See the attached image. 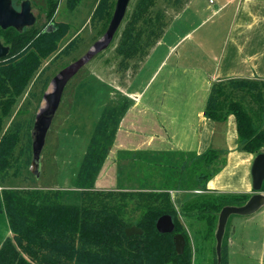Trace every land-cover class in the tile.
I'll list each match as a JSON object with an SVG mask.
<instances>
[{
	"label": "trees",
	"instance_id": "trees-1",
	"mask_svg": "<svg viewBox=\"0 0 264 264\" xmlns=\"http://www.w3.org/2000/svg\"><path fill=\"white\" fill-rule=\"evenodd\" d=\"M79 1L69 0L72 6ZM162 1H130L115 36L117 71L138 72L166 33L172 16ZM165 1L180 8L187 0ZM46 2L47 16L52 20L60 0ZM115 4L114 0H100L92 21L107 20L113 15ZM68 31L69 25L63 22L51 29L36 23L23 31L0 28V37L10 46L9 56L0 58L1 178L14 167L13 157L22 136L19 125L9 126L2 133L4 119L43 59L58 50ZM128 104L125 101L113 106L107 120L101 118L97 124L77 175V185L84 188L81 202L47 199L38 191H0V212L6 213L12 233L0 242V264H193L190 236L180 220L171 190H208L224 152L209 149L201 154L173 153L174 163L169 162L170 154H161L162 159L156 160L155 156L136 153L135 163L141 174L146 173L139 189L97 190L96 179ZM205 114L214 121L234 115L242 148L257 155L264 146V80L233 78L214 83ZM249 197L200 193L188 201L183 213L201 223L195 231L197 240H202L201 247L207 248V241L215 237L221 209L242 205ZM164 214L172 215L174 232L157 229V221ZM131 226L141 228L143 233L128 236L126 228ZM176 233L186 239L181 254L174 243ZM226 237L222 244L223 262Z\"/></svg>",
	"mask_w": 264,
	"mask_h": 264
},
{
	"label": "crops",
	"instance_id": "crops-1",
	"mask_svg": "<svg viewBox=\"0 0 264 264\" xmlns=\"http://www.w3.org/2000/svg\"><path fill=\"white\" fill-rule=\"evenodd\" d=\"M149 64L147 79L137 87L135 80L144 78ZM130 77L124 92L129 104L95 186L120 188L124 152L160 157L222 151L223 161L208 190H171L185 230L191 239L197 237L201 223L183 213L195 195L255 192L251 170L256 155L242 148L234 115L214 121L205 110L214 83L233 78L264 80V0H187L172 14L166 33L143 67ZM256 213L264 224V207ZM233 244L229 232L226 264H232ZM192 248L195 264L196 247L192 244Z\"/></svg>",
	"mask_w": 264,
	"mask_h": 264
},
{
	"label": "rangeland",
	"instance_id": "rangeland-1",
	"mask_svg": "<svg viewBox=\"0 0 264 264\" xmlns=\"http://www.w3.org/2000/svg\"><path fill=\"white\" fill-rule=\"evenodd\" d=\"M22 1L13 0L14 6L20 9ZM99 1L80 0L72 6L69 0H60L58 10L50 20L47 16L46 0H31L33 12L37 17L36 24L51 28L63 22L69 25V31L61 40L58 50L43 59L42 65L22 95L18 97L11 113L4 119L2 133L9 126L19 125L22 136L13 157L14 167L8 170V175L0 177V191L30 190L41 192L48 196L47 199L65 203L76 204L82 201L84 188L79 187L76 180L92 135L100 119L107 120L108 111L113 106L127 101L124 92L131 80L130 76L133 75L131 71L121 73L116 70L117 58L114 53L116 34L110 44L95 53L65 86L42 152L39 178L32 173L31 133L36 115L43 104L44 94L50 89L52 79L60 70L83 57L105 34L112 16L107 20L92 21ZM116 1L114 0V4ZM206 1L208 3V0ZM162 5L170 16L179 7L165 0L162 1ZM0 38L5 42L2 37ZM71 43L73 45L66 51V47ZM150 71L149 64L143 71L144 78L135 80L137 87L147 79ZM108 155L109 152L107 157ZM170 155L169 162L174 163L176 160L172 154ZM155 158L162 159L159 156ZM134 162V157L129 153H121L119 185L123 189H139L140 179L146 176V173H140L139 165L134 166ZM95 189L102 190L96 186ZM258 216L259 213L230 217L226 235L230 232L234 240L232 264H264V224L262 218ZM11 235L6 213L0 212V242ZM195 238V236L190 238L191 248L192 244L196 247L195 264H217L214 251L215 237H212L211 242L207 241V248L201 247L200 238L198 240ZM222 262L221 264H226V256Z\"/></svg>",
	"mask_w": 264,
	"mask_h": 264
},
{
	"label": "water",
	"instance_id": "water-1",
	"mask_svg": "<svg viewBox=\"0 0 264 264\" xmlns=\"http://www.w3.org/2000/svg\"><path fill=\"white\" fill-rule=\"evenodd\" d=\"M130 1L131 0L116 1L112 18L103 37L95 42L83 57L60 70L52 79L50 89L45 92L43 104L36 115L35 123L32 128V173L36 178L41 176L42 152L48 132L61 103L65 86L95 53L105 49L110 44L126 15ZM36 21L37 17L33 12L31 0H23L20 9L14 6L13 0H0L1 29L15 27L23 31L26 27L33 26ZM9 54L10 46L5 44L0 38V58H5L9 56ZM251 173L255 192L244 204L226 205L219 213L215 232L217 264H221L222 261V244L230 217L232 215H252L264 207V191L262 190L264 183V146L254 158ZM175 228L176 225L172 215L164 214L159 217L157 229L160 232L171 233L175 231ZM142 233L143 230L137 226L126 228V234L128 236ZM174 243L179 254L185 251L186 239L182 233H176L174 235Z\"/></svg>",
	"mask_w": 264,
	"mask_h": 264
}]
</instances>
